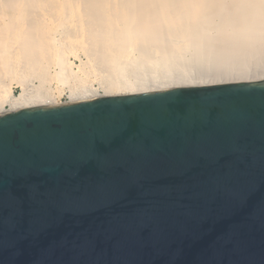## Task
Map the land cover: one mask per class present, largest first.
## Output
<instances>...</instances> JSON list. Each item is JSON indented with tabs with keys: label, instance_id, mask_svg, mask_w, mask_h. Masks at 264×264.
<instances>
[{
	"label": "water",
	"instance_id": "water-1",
	"mask_svg": "<svg viewBox=\"0 0 264 264\" xmlns=\"http://www.w3.org/2000/svg\"><path fill=\"white\" fill-rule=\"evenodd\" d=\"M0 264H264V80L0 115Z\"/></svg>",
	"mask_w": 264,
	"mask_h": 264
},
{
	"label": "bare ground",
	"instance_id": "bare-ground-1",
	"mask_svg": "<svg viewBox=\"0 0 264 264\" xmlns=\"http://www.w3.org/2000/svg\"><path fill=\"white\" fill-rule=\"evenodd\" d=\"M262 80L264 0H0V115Z\"/></svg>",
	"mask_w": 264,
	"mask_h": 264
},
{
	"label": "rangeland",
	"instance_id": "rangeland-1",
	"mask_svg": "<svg viewBox=\"0 0 264 264\" xmlns=\"http://www.w3.org/2000/svg\"><path fill=\"white\" fill-rule=\"evenodd\" d=\"M13 92H14V94L16 95L17 93H18V89H13ZM63 102H65L66 101V99L65 98H63V100H62Z\"/></svg>",
	"mask_w": 264,
	"mask_h": 264
}]
</instances>
